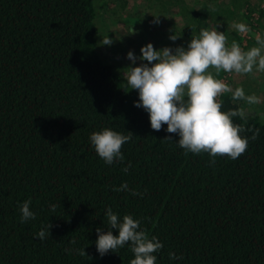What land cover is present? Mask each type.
<instances>
[{
	"label": "trees",
	"instance_id": "trees-1",
	"mask_svg": "<svg viewBox=\"0 0 264 264\" xmlns=\"http://www.w3.org/2000/svg\"><path fill=\"white\" fill-rule=\"evenodd\" d=\"M261 1L170 0L181 27L167 30L189 43L219 23L226 47L235 41L247 52L260 47L257 33L264 39ZM99 2L0 0V264H130L128 245L97 252V228L118 235L104 215L109 207L159 239L156 264H264V109L246 112V123L232 118L259 129L239 158L218 156L213 165L208 153L186 154L166 124L151 128L149 113L135 106L138 90L128 91L99 52L95 17L109 0ZM234 24L249 28L246 44ZM216 78L240 87L233 73ZM217 100L223 112L242 107L230 93ZM104 128L133 134L122 162L106 164L91 145V133ZM125 182L143 196L112 190ZM28 199L36 218L21 223ZM48 223L50 236L35 238Z\"/></svg>",
	"mask_w": 264,
	"mask_h": 264
},
{
	"label": "clouds",
	"instance_id": "clouds-1",
	"mask_svg": "<svg viewBox=\"0 0 264 264\" xmlns=\"http://www.w3.org/2000/svg\"><path fill=\"white\" fill-rule=\"evenodd\" d=\"M233 27L242 34L249 31L245 24H234ZM170 39L175 40L176 36L173 35ZM226 39L224 33L218 32L214 27L211 30L201 29L198 36H192L187 49L177 47L175 54L168 47L155 50L149 43L141 47L142 55L139 58L132 51L127 53V58L133 64L137 59L148 61L150 67L148 64H141L122 69L123 80L126 81L124 85L128 91L138 90L139 101L134 102L135 106L143 107L149 113L151 128L160 131L162 125L166 124L168 133L179 134L178 146L186 154L208 153L213 165L218 156H227L232 160L239 158L246 152L249 140L255 141L259 136V129L234 124L233 117H239L246 123L247 113L243 107L223 112V101H218L217 98L230 93L233 102L244 101L248 105L260 104L261 98L246 95L242 87L233 89L216 77L221 70L229 74H252L254 70L264 72V39L257 35L256 42L260 47H253L247 52L235 41L231 47H226ZM102 44L111 45L112 40L104 38ZM153 61L156 63H152ZM210 69H215V73ZM245 131L252 132L250 138L241 136ZM128 133L124 135L104 128L102 131L92 132L89 140L98 156L111 165L114 161L124 160L121 148L133 136L131 132ZM130 167L129 164L122 171L127 172ZM112 190L130 191L133 196H143V193L129 189L126 182ZM30 205L31 199H28L20 206L21 223L36 218ZM56 207L55 204L50 205V211L55 212ZM104 215L110 229H117L118 235H113L111 230L104 233L100 228L96 229L98 239L95 244L101 257L109 251L117 253L118 249L128 245L135 257L130 264H156L157 257L154 253L159 252L163 244L155 236L149 238L148 233L140 228V220L124 215L121 221L110 207ZM50 228L48 223L35 234V238L45 240L50 236ZM84 249L79 250L81 256H87ZM66 251L70 252L71 249ZM168 255L172 260L182 259L174 252H169Z\"/></svg>",
	"mask_w": 264,
	"mask_h": 264
},
{
	"label": "rangeland",
	"instance_id": "rangeland-1",
	"mask_svg": "<svg viewBox=\"0 0 264 264\" xmlns=\"http://www.w3.org/2000/svg\"><path fill=\"white\" fill-rule=\"evenodd\" d=\"M103 1L106 2L107 0H100L99 4ZM115 1L109 0L105 9L99 6V12L96 13L95 17V23L98 27L97 37L99 52L107 62L114 63L116 69H118L122 75V69L129 66L136 67L141 64H148L149 67L151 66L148 61H141L140 59H137L136 63L133 64L132 61L127 58V53L129 51H132L134 55L139 58L142 55L140 52L141 47L149 43L153 45L155 50H161L165 47L171 48L173 54H175V49L177 47L187 49L190 42H186V37L181 35L178 36L179 34L175 32L174 35L176 39H170L173 35H170L167 29L173 28L175 30H180L181 27V16L173 13L176 12L175 9L177 8L176 6H172L170 0H127L125 7L120 6L123 0ZM115 4L117 7H115ZM252 4H254V2ZM113 8H115V10H113ZM113 11H117V15H115ZM215 28L218 32L223 33V26H220L219 23H217ZM241 35L244 37L242 45L243 43L246 44V38L249 37V33H247L246 36L244 34ZM107 37L112 40L111 45L102 44L103 39ZM228 47H231V45ZM248 48L249 46H245L244 50L246 51ZM152 63L156 62L153 61ZM233 74L234 79L240 84V87L244 89L246 95H256L262 100L260 104L256 105H248L246 102L240 101L242 107L246 112L255 111L256 113H261L264 109V72H257L254 70L252 74ZM220 80L224 82V78Z\"/></svg>",
	"mask_w": 264,
	"mask_h": 264
},
{
	"label": "built area",
	"instance_id": "built-area-1",
	"mask_svg": "<svg viewBox=\"0 0 264 264\" xmlns=\"http://www.w3.org/2000/svg\"><path fill=\"white\" fill-rule=\"evenodd\" d=\"M261 6H263V7H264V0H262V1H261Z\"/></svg>",
	"mask_w": 264,
	"mask_h": 264
}]
</instances>
